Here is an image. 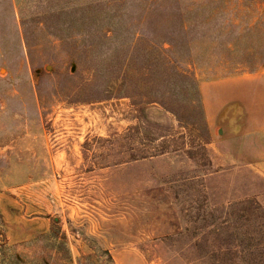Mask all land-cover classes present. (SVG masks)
<instances>
[{
  "label": "rangeland",
  "instance_id": "1",
  "mask_svg": "<svg viewBox=\"0 0 264 264\" xmlns=\"http://www.w3.org/2000/svg\"><path fill=\"white\" fill-rule=\"evenodd\" d=\"M255 201L264 0H0V264H264Z\"/></svg>",
  "mask_w": 264,
  "mask_h": 264
},
{
  "label": "trees",
  "instance_id": "2",
  "mask_svg": "<svg viewBox=\"0 0 264 264\" xmlns=\"http://www.w3.org/2000/svg\"><path fill=\"white\" fill-rule=\"evenodd\" d=\"M249 214L257 216L259 219H257L254 224L256 225L255 230L253 232H246V242L255 241V243L261 246L262 250H264V206L257 201L253 203L251 202V204L246 207V218L249 216ZM257 257L258 260H264V255L260 251L258 252Z\"/></svg>",
  "mask_w": 264,
  "mask_h": 264
},
{
  "label": "crops",
  "instance_id": "3",
  "mask_svg": "<svg viewBox=\"0 0 264 264\" xmlns=\"http://www.w3.org/2000/svg\"><path fill=\"white\" fill-rule=\"evenodd\" d=\"M202 89H203V88H202ZM219 109H220V108H214L213 112L215 113V112L219 111Z\"/></svg>",
  "mask_w": 264,
  "mask_h": 264
}]
</instances>
